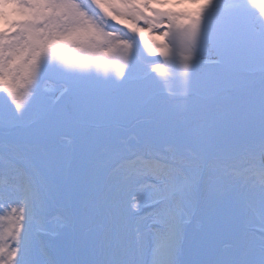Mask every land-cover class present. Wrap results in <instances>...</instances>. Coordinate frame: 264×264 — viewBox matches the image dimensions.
Masks as SVG:
<instances>
[{
    "label": "snow or ice",
    "instance_id": "obj_1",
    "mask_svg": "<svg viewBox=\"0 0 264 264\" xmlns=\"http://www.w3.org/2000/svg\"><path fill=\"white\" fill-rule=\"evenodd\" d=\"M0 264H264V0H0Z\"/></svg>",
    "mask_w": 264,
    "mask_h": 264
},
{
    "label": "rangeland",
    "instance_id": "obj_2",
    "mask_svg": "<svg viewBox=\"0 0 264 264\" xmlns=\"http://www.w3.org/2000/svg\"><path fill=\"white\" fill-rule=\"evenodd\" d=\"M226 2H227V0H226ZM118 27H122V26H118Z\"/></svg>",
    "mask_w": 264,
    "mask_h": 264
}]
</instances>
